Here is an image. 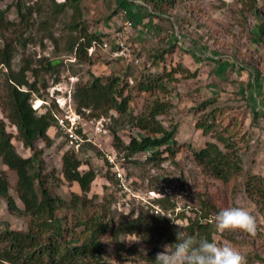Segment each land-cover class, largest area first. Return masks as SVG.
<instances>
[{
    "label": "rangeland",
    "instance_id": "obj_1",
    "mask_svg": "<svg viewBox=\"0 0 264 264\" xmlns=\"http://www.w3.org/2000/svg\"><path fill=\"white\" fill-rule=\"evenodd\" d=\"M54 1L58 3L62 0ZM121 1H83L80 21L85 22L88 33L102 35L103 40L109 41L114 39L127 22H132L133 29L127 43L132 54L139 60L138 65L113 60L98 48L92 54L90 64L87 60L75 59L74 50H70V47L79 40L81 33L78 29L71 30L67 27L71 23L72 10L66 8L56 12L53 0H2L0 10L4 12V24L0 25V52L7 47L12 50L13 72H18L24 65H29L30 69L36 71L28 75L38 85L39 92L36 95H43V99L33 97L31 104H36L35 107L40 104V99L49 107L52 106L55 104L52 94L59 97L67 90L73 88L74 91L77 83L88 81L90 73L101 77L129 75L139 78L146 67L151 73L158 72L157 69L163 65L167 69L177 66L186 69V73L175 74V92L169 95L173 109L167 117L161 118L166 126L168 120L178 124L175 139L180 150L174 159L166 160L158 166L144 164L146 153L133 157L132 161L124 158L122 171L127 176L129 188L126 204L119 203V191L113 178L108 176L109 180L104 175L108 168L104 157L112 150L110 127L114 123L110 119L113 113L100 118L84 117V126L89 133H92L91 121L104 119L109 135L93 136L96 145H87L76 154L82 163L81 169L91 168L97 173L86 199L82 198V201L91 212H103L108 218H113L117 227L123 218L129 215L134 218L143 213L147 220L152 215L165 217V227L170 230L183 229L187 224L185 218H175L178 213L194 218V211L200 209V203L209 209L212 206L215 211H210L209 221L214 225L213 241L218 244L230 243L246 256L248 264H264V198L250 197L245 192L244 185L247 177L264 178V43L258 41L261 37L257 26L259 18L249 8L253 2L178 0L161 18L148 1ZM254 1H257L255 9L260 21L264 22V0ZM125 9L127 13L123 12ZM116 10L117 14L112 16ZM262 40L264 41V32ZM168 49L170 50L166 52ZM157 50H165V53L163 63L155 68L148 61L147 51L151 53ZM50 63H54V66L50 67ZM248 66H251L250 69ZM8 73L9 69L0 64V119L12 138L11 143L23 158L36 153L37 160L42 163L43 173L53 175L47 183L52 196L64 203H71L75 200L74 195H80L81 192L76 183L69 184L61 174V156L69 145L58 129L52 127L48 130L51 145L46 146L42 141H37L32 150L23 147L15 127L10 125L3 111L6 107L5 79ZM187 73L195 76L189 77ZM216 95L219 97L218 102L227 106V117L238 114L239 119L243 118L239 130L234 126L239 133L236 140L241 147L239 153L242 174L227 185L207 175L194 162L191 151L185 149V145L201 147L208 140L201 131L195 129L196 115L191 109L198 102ZM144 99L142 95L134 97L131 104L134 113L140 111ZM42 107L39 113L43 112ZM256 107L261 109L262 116L254 123L251 119ZM118 134L123 141L128 142L136 134V130H130L124 125L118 129ZM114 152L124 156L123 153ZM0 170L8 177L9 193L17 207L23 209L15 191V174L4 165L0 166ZM150 191L174 197L173 200L178 202L175 215L161 207V213H152L149 208L155 206L154 201L165 197L152 198ZM232 206L245 207L257 218L256 235L240 230L216 229L214 216L222 209ZM64 213L72 219L71 208H66L60 215ZM71 223L74 224L75 221ZM5 224L11 230L24 231L28 218L9 213L5 202L0 198V231ZM120 242L126 247L134 246L136 253L120 251L111 237L106 236L102 239L103 263L146 264L142 257L147 256L150 250L148 245L129 235L121 236Z\"/></svg>",
    "mask_w": 264,
    "mask_h": 264
},
{
    "label": "trees",
    "instance_id": "obj_2",
    "mask_svg": "<svg viewBox=\"0 0 264 264\" xmlns=\"http://www.w3.org/2000/svg\"><path fill=\"white\" fill-rule=\"evenodd\" d=\"M83 1L87 0H65L59 3L53 0V6L56 12L64 11L66 8L72 10L71 23L67 27L71 30L78 29L81 35L79 40L72 43L70 50H74L75 59L87 60L90 64L92 54L97 48L100 49L103 36L88 33L84 26L85 22L80 21ZM145 1L151 3L153 10L158 13L157 16L161 18L178 2V0ZM251 1L253 5L249 8L259 18L257 26L261 37L257 38L259 42L264 43L262 40L264 22L260 21L261 18L255 9L257 1ZM119 5L123 9L121 3ZM117 12L114 11L112 16ZM123 12L127 13V10ZM3 16L4 12L0 10V25L4 24ZM199 28L203 29L201 25ZM90 48H93L91 54L88 53ZM147 52L150 65L155 68L161 66L165 50ZM11 59L12 50L9 47L0 52V64L9 69L5 79L6 107L3 109L6 119L15 127L24 148L32 150L37 141L49 146L51 139L48 130L52 127L57 128L53 113H57L58 109L55 104L50 107L44 105L41 113L32 108L33 97L43 99L42 94L36 95L39 90L35 80L31 81L28 78L31 72L36 71L30 69L29 65H24L18 72H13ZM53 64L50 63V67L54 66ZM148 70L146 67L139 78H132L129 75L101 77L90 73L88 81L75 85L72 95L75 111L81 113L83 117L100 118L113 113L110 119L114 123L110 127L112 151L123 153V157L129 161L137 155L146 153L144 164L158 166L166 160L174 159L180 150L175 139L178 124L168 120L166 126L161 118L167 117L173 109L169 95L175 92V74L186 73L187 70L180 66L167 69L165 65L155 73ZM187 76L194 77L195 74ZM138 95L144 96L145 99L140 111L134 113L131 104ZM218 98L216 95L202 100L191 109L196 115L195 129L201 131L208 140L201 147L185 145V149L191 151L194 162L207 175L227 185L242 174V159L239 153L241 147L236 140L239 133L234 126L239 130L243 118L239 119L238 114L227 117L229 116L227 106L219 103ZM260 110L256 107L252 112L251 122L255 123L261 118ZM85 111L89 112L88 115ZM124 125L130 130H136V134L131 136L128 142L123 141L118 134V129ZM11 139L5 129V123L0 119V166H6L15 174V191L23 209L17 207L10 195L8 177L1 170L0 198L5 202L9 213L27 217L28 224L24 231L11 230L7 224L0 231V264H105L102 262V239L106 236L111 237L120 251L136 253L134 246L126 247L120 242V237L126 235L134 236L150 247L147 256L142 259L146 264H154L156 254L162 250L164 244L176 243V233L180 230L213 241L215 231L214 225L209 221V215L210 211L215 209L212 206L210 209L204 207L203 203H200L199 210L194 211V218L178 213L175 218H185L187 221L186 226L178 230L165 227L167 222L165 217L152 215L147 220L143 213L134 218L132 215L123 218L117 227L114 219L108 218L105 213L86 209L82 198L86 199L97 173L91 168L81 169L82 163L76 154L85 146L92 145L90 143L81 145L78 152L69 145L61 156V174L69 184L78 185L80 195H74L75 200L68 204L54 198L47 185L53 175L43 173L42 163L37 160L36 153L28 158L21 157L12 145ZM106 171L105 177L112 179L108 168ZM244 181L245 192L250 197L264 198V178L251 176ZM173 199L174 197H165L157 199L154 203L175 215L178 202ZM66 208L72 210L71 220L67 213L60 215ZM73 221L74 224L71 223Z\"/></svg>",
    "mask_w": 264,
    "mask_h": 264
},
{
    "label": "built area",
    "instance_id": "obj_3",
    "mask_svg": "<svg viewBox=\"0 0 264 264\" xmlns=\"http://www.w3.org/2000/svg\"><path fill=\"white\" fill-rule=\"evenodd\" d=\"M132 29L133 23L130 21L127 22L126 25L115 35L112 41H102V43L99 45L100 50L110 55L113 60H120L132 65H138L139 60L132 54L131 47L127 43V38L129 35H131ZM92 51L93 48H90L88 53L91 54ZM72 94L73 88L71 90H67L66 93L60 95L59 97H54L53 94L51 95L58 109L57 113H53V117L57 122V128L60 131L62 137L65 139L68 145L73 146V148L78 152L81 145L85 143L96 145L93 140V136L107 135L109 131L105 127L106 121L104 119H95L94 121L90 120L92 123V133H89V131L84 126V124H86L85 118L81 113H77L75 111ZM33 107L36 108L37 106L35 107L34 105ZM88 113V111H85L86 115H88ZM105 159L109 167V171L113 175L117 190L120 194L119 203L121 202L126 204L129 188L127 186L126 175L122 171L124 157L119 154H115V152L112 151L110 154L105 156ZM149 194L153 196L152 198H161L166 195L165 193H156L154 191H150ZM154 205L155 206H152V208H149L150 211L154 214L161 213V208L157 204Z\"/></svg>",
    "mask_w": 264,
    "mask_h": 264
},
{
    "label": "clouds",
    "instance_id": "obj_4",
    "mask_svg": "<svg viewBox=\"0 0 264 264\" xmlns=\"http://www.w3.org/2000/svg\"><path fill=\"white\" fill-rule=\"evenodd\" d=\"M38 102L40 104L36 108L33 107L36 104H32L36 111L47 105L43 100ZM104 162L108 167L105 157ZM214 223L218 231L240 230L253 236L258 231L257 218L245 207L232 206L222 209L214 216ZM154 264H248V262L246 256L230 243L218 244L207 237L180 230L176 233V243L164 244L162 250L156 254Z\"/></svg>",
    "mask_w": 264,
    "mask_h": 264
}]
</instances>
